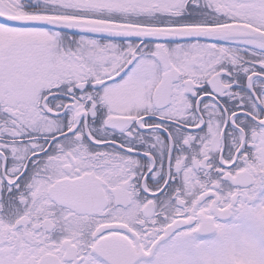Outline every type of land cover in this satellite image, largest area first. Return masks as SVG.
<instances>
[{"label":"snow or ice","instance_id":"obj_1","mask_svg":"<svg viewBox=\"0 0 264 264\" xmlns=\"http://www.w3.org/2000/svg\"><path fill=\"white\" fill-rule=\"evenodd\" d=\"M0 264H264V0H0Z\"/></svg>","mask_w":264,"mask_h":264}]
</instances>
